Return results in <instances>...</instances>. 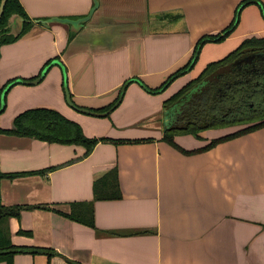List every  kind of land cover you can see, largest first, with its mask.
Segmentation results:
<instances>
[{
	"label": "crops",
	"instance_id": "1",
	"mask_svg": "<svg viewBox=\"0 0 264 264\" xmlns=\"http://www.w3.org/2000/svg\"><path fill=\"white\" fill-rule=\"evenodd\" d=\"M20 2L34 25L0 46V88L15 78H36L49 60L59 59L72 102L98 110L114 103L133 77L161 86L190 61L203 35L233 22L243 0ZM9 24L13 31L24 25L19 16ZM252 35L264 37L257 3L242 10L228 38L206 43L193 68L166 89L151 92L132 81L104 116L70 104L58 64L37 84L13 85L0 128H12L30 108H51L87 137L108 138L87 154L83 144L0 132V172L9 174L0 177V204L51 205L11 217V243L56 251L17 253L13 264H264V127L195 153L162 139L166 99ZM235 127L174 140L183 150H197ZM116 167L121 198L96 200L95 181ZM84 201L93 202L94 227L62 213Z\"/></svg>",
	"mask_w": 264,
	"mask_h": 264
},
{
	"label": "trees",
	"instance_id": "2",
	"mask_svg": "<svg viewBox=\"0 0 264 264\" xmlns=\"http://www.w3.org/2000/svg\"><path fill=\"white\" fill-rule=\"evenodd\" d=\"M1 1L2 0H0V4ZM251 3H257L260 6L264 17V4L262 1L243 0L236 9L233 22L228 27L216 34L203 35L194 49L192 58L186 65L171 74L161 86L153 88L145 84L146 88L151 92H161L166 89L174 79L182 76L183 73L193 68L199 58V52L202 47L208 42H219L228 38L239 24L242 10ZM15 13L21 15L26 20L29 19L20 0H6L5 9L0 20L2 35L0 46L4 43L16 41L33 26L32 23L27 22L25 23V29L22 34L18 36L9 34V29L7 27L8 20L11 15ZM74 35L73 33L70 34L68 40L71 41ZM257 52H264V37L252 35L244 39L242 43L233 49L226 57L207 64L197 78L188 81L183 85L181 90L166 99L163 104L166 127L162 139L168 141L181 151L195 153L215 147L222 141L230 140L236 136L250 133L253 130L264 127V74L245 77L244 74L241 73L242 75L240 74L239 76V78L242 77L241 80H237L238 73L231 68L236 61L244 60L251 54ZM259 59H261V57L252 60ZM52 60L53 59L49 60L45 65ZM218 75L223 76L218 79ZM4 87L0 88V103ZM115 102L95 111L104 112L111 110ZM237 124L244 126L235 130V132L213 139L209 144L197 150H183L174 140L176 135L184 134H192L197 139H201V132L203 130L218 127H231ZM0 132L23 136H35L41 140L60 142L63 144H83L87 148V154H89L101 140H108L106 137H87L84 134L82 126L74 123L60 112L51 108H30L15 117L12 128H0ZM5 175L9 174L0 172V177ZM94 193L96 200L121 198L122 192L120 190L117 167L95 181ZM35 207L49 209L51 205L0 204V261L6 259L8 264H13L14 255L23 252L32 254L44 252L49 254V256L56 253L52 248L16 246L11 243L8 227L9 219L14 216L20 217L23 209H32ZM62 213L75 221L87 223L92 227L95 225L93 202H73L71 203L70 212ZM21 232L31 234L24 230Z\"/></svg>",
	"mask_w": 264,
	"mask_h": 264
},
{
	"label": "water",
	"instance_id": "3",
	"mask_svg": "<svg viewBox=\"0 0 264 264\" xmlns=\"http://www.w3.org/2000/svg\"><path fill=\"white\" fill-rule=\"evenodd\" d=\"M5 5H6V0H2L1 1V4H0V20H1V17L3 15V12H4V9H5ZM13 16H19L22 18V24L23 27L22 29H17V30H12V27L10 29V19L11 17ZM11 17L9 18L8 20V29H9V34H12L14 36H18L20 34L23 33L24 29H25V23L27 22H30L34 25V21H32L31 19H25L24 17H22L21 15L15 13L13 15H11ZM36 22H39V23H42V24H46V25H50V23L48 22V20H39V21H36ZM26 34V33H25ZM1 28H0V42H1ZM24 36V34L22 35ZM21 36V37H22ZM20 37V38H21ZM257 57H261V58H264V52H257V53H254V54H251L249 57L245 58L244 60L247 61L249 59H255ZM54 64H58L62 67L63 69V74H64V88H65V91H66V94H67V98H68V101L70 102V104L76 108L77 110L79 111H83V112H87V113H90V114H93V115H101V116H104V115H107V114H110L113 110H115L116 106L119 105V103L121 102V100L123 99V96L126 92V87L132 82V81H136L138 82L139 84H141V86L148 90L146 88V85L144 84V82H142V80H140L139 78H131L130 80H128L127 82H125V84L123 85L122 87V91L120 93V96L118 97V99L116 100L115 104L112 106L111 110H108V111H104V112H100V111H95V110H92V109H89V108H86V107H79V106H76L72 100H71V94H70V91L68 90V86H67V74H66V69L63 65V63H61V61L59 59H53L50 63H48L47 65H45V67L41 70L39 76H37L36 78H32V79H23V78H15L14 80H12L11 82H9L4 88H3V91H2V94H1V103H0V113L5 109V105H6V97H7V93L8 91L10 90V88L15 85V84H19V83H22V84H37L39 82H41L45 77H46V73L47 71L50 69V67H52ZM166 120V119H165Z\"/></svg>",
	"mask_w": 264,
	"mask_h": 264
},
{
	"label": "flooded vegetation",
	"instance_id": "4",
	"mask_svg": "<svg viewBox=\"0 0 264 264\" xmlns=\"http://www.w3.org/2000/svg\"><path fill=\"white\" fill-rule=\"evenodd\" d=\"M231 68L232 70H235L238 73L237 80H241L242 77L239 78L241 73L244 74L245 77L251 76V75L264 74V58H261L259 60L249 59L246 62L245 60H238L236 61V63L233 64V67ZM222 76L223 75H218V79L219 77H222Z\"/></svg>",
	"mask_w": 264,
	"mask_h": 264
},
{
	"label": "rangeland",
	"instance_id": "5",
	"mask_svg": "<svg viewBox=\"0 0 264 264\" xmlns=\"http://www.w3.org/2000/svg\"><path fill=\"white\" fill-rule=\"evenodd\" d=\"M244 125H239V124H237V127H235V128H237V129H240V128H242ZM236 129V130H237ZM202 137V136H201Z\"/></svg>",
	"mask_w": 264,
	"mask_h": 264
}]
</instances>
